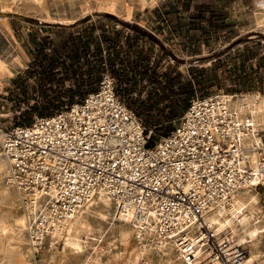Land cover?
Segmentation results:
<instances>
[{"label":"rangeland","instance_id":"obj_1","mask_svg":"<svg viewBox=\"0 0 264 264\" xmlns=\"http://www.w3.org/2000/svg\"><path fill=\"white\" fill-rule=\"evenodd\" d=\"M1 1L0 58L7 69L0 113L7 117L0 119V130L32 125L81 102L98 90L105 74L152 132L151 144L180 124L196 95L264 96V0ZM117 31L121 42L110 49L105 37L114 38ZM259 132L264 138V130ZM5 184L0 178V220L13 224L0 232V264H172L156 247L137 257V239L123 241L124 223L98 220L101 204L86 214L92 229L90 237L83 235L82 252L61 245L51 251L46 240L36 246L39 252L28 253L19 247L15 223L23 204L15 192L4 196ZM257 191L264 208V185ZM101 229L107 232L98 241ZM255 249L264 264V235Z\"/></svg>","mask_w":264,"mask_h":264},{"label":"built area","instance_id":"obj_2","mask_svg":"<svg viewBox=\"0 0 264 264\" xmlns=\"http://www.w3.org/2000/svg\"><path fill=\"white\" fill-rule=\"evenodd\" d=\"M117 88L105 74L81 102L32 125L1 130L14 184L55 191L52 214H40L33 239L43 244L49 227L102 189L122 209L135 211L142 239L173 242L185 263L202 245L212 261L244 264L249 249L232 245L228 231L216 234L204 215L227 204L235 191L251 188L255 177L264 183V147L256 149L258 172L245 154L252 116H237L218 93L196 95L180 124L150 145L152 132Z\"/></svg>","mask_w":264,"mask_h":264},{"label":"bare ground","instance_id":"obj_3","mask_svg":"<svg viewBox=\"0 0 264 264\" xmlns=\"http://www.w3.org/2000/svg\"><path fill=\"white\" fill-rule=\"evenodd\" d=\"M112 9L115 11L114 8ZM20 64L22 65V63ZM6 69L7 64L0 58V84L2 83ZM220 95L223 100L229 102L237 116H244L247 114L252 116L251 131L244 136L245 154L246 158L250 161L251 169L254 172H258L261 159L257 154L256 149L258 145L264 147V138L259 132L261 129L264 130V96L252 92H246L240 95L226 93ZM6 117L5 114L0 113V119ZM11 170V164L5 156L0 130V178L5 177L6 180L3 194L7 197L9 193L12 195V193L15 192L14 194H16L21 204H23L22 211L16 217L14 216L16 220V222H14L16 223L17 230L19 231L18 233L20 234L18 235L19 247L21 246V249L24 248L30 253L33 249L38 250L39 248L37 249L36 246L40 245L33 239L32 229L34 230L36 228L37 224L35 223L38 222L40 214L44 212V214H52L55 191L54 188L49 191H38L37 189L29 191L28 189H19L11 178ZM260 184L264 183H262L259 178L255 177L252 181L251 188L235 191L231 194L227 204H219L214 211L204 215L205 222L216 234H222L224 231H228L230 234L229 241L232 245H244L249 248V255L244 264H261V255L257 253L255 249L256 241L264 235V208L262 205V195L257 191ZM100 204L102 205V211L98 214L100 219H98V217H96V219L102 221V224L108 222V224L112 226L114 223L116 224L117 220L122 222V224L124 223L123 227H126L127 229L121 230V235L124 239L123 241L127 242L131 238L137 239V244L134 248L137 257H143L152 249V247H156L159 254L163 253L164 256H167L168 259H166V261H168V263L173 264L174 262L179 261L180 264H187L182 260L181 253H179L178 248L173 242L165 241L163 238L157 236H151L150 238L144 237L142 239L141 230L134 220L135 211L133 209H122L112 196L102 189L99 190L85 206L74 210L72 214L68 215L59 224L54 223V228L49 227V229H47L48 231L45 239L49 243L48 248L51 251H55L57 250L58 245H61L63 250H70L74 253L82 252L87 246V242L84 241L83 235L90 237V231L92 229L88 223L89 220H87L86 214L90 213L95 206H100ZM98 207L94 210H97ZM6 221L0 220V232L4 233L7 230V224L12 223L11 221V223H7ZM101 231L100 238L96 237V240L98 241L101 240L107 232V230L103 231L102 229ZM5 234L8 236L7 233ZM9 238L11 237L9 236ZM92 238L95 239L94 237ZM2 239H4V237ZM13 239L16 238L13 237ZM0 242L3 243L2 240ZM1 246L3 247V245ZM7 248L4 249L6 250ZM203 249L202 245H199L195 254L196 259L190 264H222L220 261L210 260L211 253ZM8 251L14 253L11 250ZM95 252H97V250H95Z\"/></svg>","mask_w":264,"mask_h":264},{"label":"trees","instance_id":"obj_4","mask_svg":"<svg viewBox=\"0 0 264 264\" xmlns=\"http://www.w3.org/2000/svg\"><path fill=\"white\" fill-rule=\"evenodd\" d=\"M88 18H86V20H87ZM120 35H121V31H117L115 34H114V38H108V37H105V40H104V42H105V44L107 45V46H109L110 47V49H114V50H116V48H117V46L119 45V43L121 42V38H120ZM123 62V61H122ZM116 64H111V67H112V69H113V75L116 77L117 75L119 76V70H117L115 67ZM122 65H124V63H122ZM127 68H130V70H134V67H133V65H131V64H128L127 65ZM202 71H205V70H201V72ZM119 78V77H118ZM128 80L127 81H131L132 82V79H130V78H127ZM139 115H141V114H139ZM166 128V127H165ZM167 130H169V126L166 128ZM150 145H152L151 143H150ZM149 145V146H150Z\"/></svg>","mask_w":264,"mask_h":264}]
</instances>
